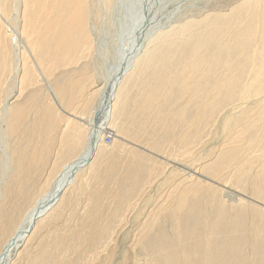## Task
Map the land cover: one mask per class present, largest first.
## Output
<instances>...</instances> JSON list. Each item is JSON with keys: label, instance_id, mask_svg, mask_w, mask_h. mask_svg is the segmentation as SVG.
Wrapping results in <instances>:
<instances>
[{"label": "bare ground", "instance_id": "1", "mask_svg": "<svg viewBox=\"0 0 264 264\" xmlns=\"http://www.w3.org/2000/svg\"><path fill=\"white\" fill-rule=\"evenodd\" d=\"M90 6H91L90 0H0V85L4 84V79H6L9 75H13V78L17 77L14 80L16 82V85L15 87H13V90H10L9 92L5 91V94H3L0 89V138L5 140L6 143L10 145L11 139L14 144L15 143L21 144V140L23 141V137H24V136L22 137L23 132H25V136L27 135L29 136V134L30 136L32 134L37 135V136L35 135V137H37L35 138L36 142L37 140H40V142L37 143L36 145H32L31 147L26 146L28 147L27 148L28 150H25V152L23 151V153L19 155L22 156V158H26V162L28 160V165L26 166L25 164L26 168L22 163L21 164L23 165V168L22 166H19L17 164L18 165L17 167L22 168L21 171L19 172L20 174L18 173L17 174L20 176H25V178L30 175V174L28 175L26 174L28 173V171L31 172L34 169H37L32 172L36 176L37 175L36 173L39 174L40 171L39 169L45 170V168L49 163L48 160L51 157V154L54 153L53 151H55L56 153V157H57L56 159H58L60 156L64 160L60 165H56V168L54 169V172L51 175V177L45 180V183L42 185L41 188H39V192L37 193V195L35 193V195L31 198L32 202L29 205V207L26 210H24L22 216H20L21 217L19 219L20 221L17 223L13 221L14 223L12 229L8 232L7 238H5L0 245V264H4L3 259L5 258H6L5 263L12 264V261L15 258L16 254H19L21 249L24 246H27L33 240L34 236L35 235L37 236V233L40 230L45 231L43 236L44 241L41 243L40 250L37 252L36 256L34 257L35 259L33 258L34 260L33 261L31 260L32 262L31 264H69L68 262L69 260L70 262L74 260V259L72 260L73 258L72 254L74 253L76 254L82 253V256L80 258L81 261L80 264H93L96 258L101 257L100 253H104V252H106V254H104L105 261L109 260L110 257H112L111 253L113 251H116L115 242L119 241L118 240L119 238L117 239V237L120 236V235L115 236L117 234V233L115 234V229L120 228L121 230L123 227L127 225L128 219L126 214H129V212L126 213V211L127 210L129 211L133 207L131 205V202L130 203L128 202L129 204L126 205L127 207H124L126 208L125 210L123 209V207H120L118 204V207H116L115 209L116 211L111 215H109L108 217L105 214L106 218L103 219L102 216L103 206H100L101 203L99 202L98 199L100 197L96 196L97 198L95 200L98 201H94L93 199L89 201L90 204L88 203L87 206L85 207V210H83V212L85 211L84 213L85 217L82 218L83 220L79 218L82 221L80 223L77 222L75 224L77 228L75 229L74 228L75 226L73 227V229H75L74 234L72 231L71 236L70 235H69L70 237L67 236L66 240L65 238L56 240L55 239L56 236L51 237L54 234L56 228H58L59 226L56 225L54 229L53 224L46 226V222L49 218L55 215L58 209H60L59 217H62L61 214H63V212L66 210L68 211V209L70 211L69 212L70 219L72 215L71 212H75V214L73 213L75 217L79 215L77 212L80 213V211H78L77 208L80 205V201H78L77 203L75 200L82 198L81 196L85 194L84 192L85 189L87 187L88 188L90 187L88 186L90 185V183L92 184L93 182H95L97 186V184L102 183L103 179L107 180L106 178H104L105 176L104 177L101 176L102 173L101 169L103 168V164L109 162L107 157L109 155V152L107 151V147H109L110 145L106 144V139L108 137L109 138H111V136H113V138L116 137L115 140L113 141L115 142L119 134L121 135L123 134L126 135L127 133L131 134V130L134 129L133 132L134 134H132L131 136L133 139L136 140L137 143V141L140 142L139 139L142 136L144 137L145 135H149L147 129L153 128L154 126H155L153 128L154 132L149 135L156 140L153 145L154 148L160 151L164 148L163 154H166V152L164 153L165 148L173 146L174 152H179L180 161L176 158L178 162L181 163L182 161L183 163L181 164L186 163L188 165V168L189 166L193 167V165L195 163L197 164L198 161H202L205 158L214 155L213 153L218 154L217 151L213 152V150L208 154L207 153L198 154L197 152H193L194 148L197 146L199 147L203 144H206L207 146V143L205 142L207 141L205 140L207 139V137H210L212 139L211 142H213L217 138L219 132L223 131L225 133V137L228 140L227 149L224 151L222 149L218 157H216L217 155L215 156V158L218 159L217 162H213L214 164L210 166L206 165L207 167L203 165L205 167L202 168L203 174L204 175L206 174V176L208 174L209 178L200 175V171L196 172L197 168L195 169L192 168V170H196L195 172L192 171V173L191 172L187 173L183 169H177L178 174H185L184 175L185 180H191V184L188 186L185 185V187L183 188L181 187L182 189L180 188L181 190L179 192L177 191L178 193L174 191V193L176 192L177 194H175L171 198L172 199L171 202L168 203L169 201L165 200L167 201V203H165V205L161 207V211L159 213L155 212L156 214L153 213L154 215L152 214L153 216H151L150 220H148L149 223L146 222L145 223L143 222L144 224L142 223L143 225L141 229L142 235L136 240L137 246H140L144 248V250H146L144 246L145 244L144 242H146L148 238H151L154 232H157V230H155V227H158L160 222H162V224L164 223L165 225L166 223H169V220H171L172 221L171 223H174L173 225L175 226V227L173 226L174 228L172 227L174 229L175 238L177 236L181 240L185 236V238L190 244L193 245L200 244V246L201 243L203 244L202 246L203 253L200 254L194 252L193 254L191 253L192 256L187 258L186 262L184 263L193 264L194 262L193 260H195L196 262L197 258H199L201 255L203 259L202 261L200 260L199 264H210L211 260H209V256L211 254L210 251L212 247L210 245L211 243H213V241L217 240L215 239V237L218 236L219 239L220 233L219 235L217 236L215 235L214 237V235L210 232L209 227L207 225L204 227L203 230L204 232L202 233L201 236H198V233L202 229H199L198 232H196V230L193 229V227L191 228L190 226L189 227L185 226L186 230H184V232L181 229V227L183 226L182 223H184V222L181 223V219L183 218V216L185 218L187 215L185 216L184 214L190 211L189 210L188 212H185L186 209L187 208L189 209L190 206H192V204L194 203V202L192 203V200L202 199L204 201L203 202L204 204L210 201L209 202L210 205L214 201L219 200L217 197L220 196V194L221 195L224 194L226 195V197L231 198L235 195L232 192L231 188H228V185L229 187H236L238 184H242L243 186L247 187L246 189H248V187L251 186V188H253V191L254 189L257 191L260 188L264 189L262 188V186L264 185V0H254V1L247 0V2L240 4L238 7L237 6L236 8L233 7V9L229 12L228 15H222L220 13H216L213 15H208L202 19L200 18L201 20L200 19L197 20L194 18L192 20L190 19L185 22L182 21L183 23L178 25V27L176 25V28H173L169 32H165V31H162L160 33L158 32V34L155 35L154 38L151 39L150 37V40L148 39L145 45H143L140 49L137 48L134 54L130 53V55L132 54L133 56L131 55L128 61L124 63L122 69H120L118 73L114 75L111 79L106 80L104 82L103 87H100L96 92L89 91V87L94 85L96 80L93 74L85 77V75H87L86 74L87 71H91V69L86 67V65L85 68L82 69V72L79 71L83 74L82 76L81 74H79L78 76L76 73L77 76H75L74 74V76L72 75L73 77L71 76L72 78L71 77L69 79L66 78V80L62 81L64 83L57 84L56 88H54L50 83V78L56 75L54 73L61 68L68 67L71 64H75L76 62L81 61L82 59L88 58V53L90 49L92 50L91 44L93 43L91 42V36L89 32V28L91 27H89V23L93 15L91 14L92 10ZM11 27H13L15 30L14 33L17 42L23 45L22 52L20 54L19 53L17 54L16 52L14 56L12 55L10 45L8 44L9 39L12 38V34L10 31ZM74 77H76V80ZM37 85H43L45 87L48 95V99H46L45 102L47 100L49 101H47L46 103L39 101L37 105L35 104V106L30 105L29 100L30 99L31 101L34 100L35 98V97L33 98L34 94L30 95L29 99L26 101H22L20 103L19 101H17L28 89H32ZM133 92L135 94V97L132 98ZM88 93L89 95H87ZM16 94H18V97ZM86 95L88 98H86ZM77 101L79 102L83 101L84 105L80 103L79 105H82L83 107L85 106L86 109L89 107L88 115L87 114L85 115L84 112L86 111L84 109H83L84 110L83 115L77 112V108L75 107ZM79 105L77 106L79 107ZM34 114L35 116H33ZM31 117L34 118V121H37L38 126L33 123L35 126H37V128L39 129L40 127L44 128L42 131L40 130L38 131L37 129L33 130L31 128L34 127L31 128L29 127L30 122L28 120ZM174 119L175 122H173ZM172 122L174 124L171 125ZM151 125L154 126L152 127ZM162 128H163L162 133L164 135L162 134V136H160L161 134L159 135V131H161ZM30 129L33 130V132H31ZM174 129L175 130L178 129L177 130L178 133L177 132L174 133L173 131ZM35 131L38 132L35 133ZM57 132L59 135L57 134L56 136L55 133ZM226 138H223L222 142ZM28 141L30 142V140ZM28 141L27 144L29 145H31L33 142V140L30 143ZM216 141L218 140L216 139ZM149 143H147L146 141V144ZM223 143H221V145H223ZM19 144L18 146L21 147V145ZM19 149L20 148L18 147V150ZM11 150L13 151V149ZM15 154L17 155V153ZM132 154L133 157H136V160L139 158L138 153H135V151ZM105 157L107 158V160H105L106 159ZM133 157H130V159ZM11 159L10 160L12 162L17 160V158L14 160L13 158ZM20 159L21 158L19 157L18 160ZM144 159L146 160L147 157ZM148 159L151 158H149L148 156ZM103 160H105L106 162L103 163ZM16 162L18 163V161ZM51 162L52 161H50V163ZM137 163H136L137 166L142 168L141 164L139 163H142L143 165V162H141V160H137ZM128 164H130V166ZM128 164L125 165V167L129 166L131 168L132 166H136L133 165L135 164V162L132 161ZM151 164H153V162ZM196 164L195 167H197ZM13 165L16 166L15 164ZM156 165L160 166L158 163ZM113 166L111 165L110 168L113 169ZM161 167L163 166L161 165ZM132 168L133 169L131 170L135 169V167ZM18 169L20 170V168ZM145 169L146 168H144L143 170ZM137 170L139 171V169ZM159 170H163V169L161 168ZM153 171L154 168L148 170L147 174L151 175ZM158 171H156L155 173H158ZM166 171L164 170V173ZM172 171H174V169ZM13 173L14 170L11 173L9 172L6 174L8 175V177H10L9 175ZM23 173H25L26 175H21ZM144 173L146 174V171ZM155 173H152V175L154 174L155 176ZM162 173L160 174L163 175ZM17 174L16 176L18 180L20 178H18ZM149 175H147L146 180L149 178V182H150L152 175L151 176ZM175 175H177V173H172L171 177ZM198 175H200L201 177H198ZM14 176L15 175H12L11 177L14 178ZM106 176L108 175L106 174ZM128 177L131 178V176L129 175ZM143 177L144 176H141L137 179L135 178L136 181L129 180L130 181L129 186L131 188V190L129 191L134 193V195L137 192V190L140 189L143 190L142 189L143 183H141V179ZM169 177H167V180L169 179ZM202 177L204 178L202 179ZM39 178L38 181L41 180V178L40 180ZM20 180H23V178H21ZM27 180L28 179H26V181ZM120 180L118 183H122L120 182ZM25 182L24 181L21 182L19 181V183L17 182L18 184L16 185H18L17 187L18 191L16 193L18 192L23 193V189H25L26 185H29L27 184L28 182L27 183ZM160 182L162 184L163 180ZM193 182L195 183L192 184ZM220 182L223 183H221L220 185L219 184ZM104 183H107V181ZM177 183L178 182H176V184ZM150 184L152 183L150 182ZM217 184H219L220 187ZM10 185H12V183ZM115 185H113L114 189H115ZM165 185L168 184L165 182ZM165 185L164 188L166 189ZM146 186H148V182L147 185H145V189L147 188ZM120 187L118 186L117 188ZM17 188L14 187V189ZM27 188L28 187H26V189ZM178 189L179 188H177V190ZM228 189H230L231 191H229ZM237 189L240 190L239 188ZM261 189L259 191L261 192V196L264 197L263 196L264 191ZM120 190L122 191V188ZM249 190H247L248 193ZM1 191L2 190L0 189V203H2L3 199L4 201L8 199L3 197L9 196L7 193H6L7 195L2 196L1 193L3 191L2 192ZM243 191L245 192V189ZM102 192L103 191L99 189V191L95 192L94 194L98 193V195L101 196L104 194V192L103 193ZM131 192L130 194H132ZM86 193L89 194L90 192L89 193L86 192ZM116 196H118V194L113 197ZM254 196L255 195H253V197ZM261 196L260 199L262 198ZM16 197L18 196L16 195ZM127 197L130 198V195ZM256 197L258 198L257 195ZM88 198L90 199V197ZM150 199L152 200L151 197ZM234 199L236 198L234 197ZM11 200H13L12 196H11ZM144 200L146 199L144 198ZM229 200L231 201V199ZM74 201L77 204L73 205L74 206L73 207L72 204ZM148 202H150V200ZM190 202L192 204H190ZM197 202H199V200ZM214 203L216 204V202ZM141 204H143V202ZM217 204L219 203L217 202ZM7 206L8 205H6L5 207ZM158 206L155 207V209L158 208ZM227 206L228 205H226L225 208H227ZM5 207H3L4 210L6 209ZM139 207L141 208V205ZM149 207L147 206L148 209ZM219 207L221 208V205H219ZM121 208L122 210H124L123 215H121V212L119 211ZM206 208H209L208 205ZM20 209H22V207H20ZM11 210H13V208ZM244 210L243 212L248 211V210L245 211ZM256 211L259 210H257L256 208ZM44 212L46 213L42 218L36 221L34 229L30 233V235L25 239L23 245L18 250H16L18 248V245L22 243V240L24 238V233L29 229V226L32 223L34 217L38 214H43ZM191 212H193V210ZM235 212L236 211L232 213ZM210 213L212 214L211 211ZM9 214H11V212ZM134 214H135L134 216H136V213ZM201 214L206 215L205 209L201 211ZM201 214L198 215L200 216ZM236 215L234 216L236 217ZM74 216L73 218L75 220ZM134 216H132L133 220H135ZM199 216L197 217V219L199 218ZM246 216H248V214ZM2 217H0V220ZM62 218L65 219V217ZM136 218L138 219L139 217L137 216ZM262 218L263 217L261 215L259 219L262 220ZM242 219H244L243 214H242ZM183 220L184 219H182V221ZM186 220L192 224L194 222L193 219H192L193 221H191L190 219L188 220V218H186L184 221ZM230 220L232 221L231 218ZM241 220H239V222ZM3 221L5 222V219H3ZM243 221L240 224H243L244 226ZM136 222L138 221H135L134 223ZM200 222L202 223V221ZM195 223L196 222H194V224ZM206 223L208 224V221ZM225 223L226 222H224V224ZM187 224L189 225V223ZM196 224H199V222L197 221ZM248 224L250 225V222ZM243 226L241 227L242 229L240 228L241 230H243L246 225L244 227ZM50 227L51 229H49ZM3 229L4 228H2V230ZM67 229L68 231H70L72 228H67ZM162 229L164 230V227ZM170 229L171 228L169 227V231L171 232ZM240 229L238 230V232L241 231ZM259 229L258 228L256 230L248 229L250 231L247 240L248 241L250 240L251 241L250 243H252L254 240L256 241L258 236L261 235L260 232L262 231ZM262 230L264 229L262 228ZM226 232L228 233V231ZM137 233L138 232H136V234ZM227 233L226 235L230 234L231 230L230 233L228 234ZM232 233L234 234L235 232L232 231ZM139 235H137V237ZM156 237L154 236L155 240H157ZM234 238L236 237L234 236ZM17 239L19 240L18 242H16ZM226 239L229 240L228 238H226V236L223 237V241ZM53 240L55 242L54 246L48 245V243L52 242ZM132 240L130 242L131 244L133 242ZM170 240H172V238ZM153 241L154 240L151 239V242ZM67 242L68 243L71 242V243L66 244ZM112 242L114 243L113 246L111 245ZM172 242L174 241L172 240ZM230 242H232V240ZM177 243L179 244V242ZM215 243L219 244V242L217 241H215ZM225 243L227 242L225 241ZM125 245L124 247L122 245L124 250H125ZM132 245H134V248L125 250L127 251V253L124 254V257L126 258V262L127 259L128 261L133 259V261L131 260L132 261L131 264H137V262L139 261L138 251L140 250H137V248L135 247L136 244H132ZM188 247L189 246H187L186 248L185 246L187 250ZM259 249H261V247H259ZM98 250H101L100 253H97ZM175 250L176 249L174 248V251ZM192 250L193 249L191 248L190 252H192ZM200 250L202 251V249ZM218 250L217 252L219 253ZM159 251L160 250L158 249V252ZM182 251H185V249H183ZM253 251L255 252V250ZM25 254L27 255V253ZM120 254L121 253H119V255ZM148 254L149 253H147V255ZM186 254H188V252ZM161 255L163 256L165 254L162 253ZM232 256L233 255H231L230 258L228 255L229 260L231 261H232ZM184 257L186 258V256ZM241 257H243V262H246L247 259L249 260L248 257L247 258L245 257V254L242 255ZM9 258L11 259L9 260ZM222 258L223 257H221L220 259L223 260ZM263 259H264V255H263ZM181 261L183 262V260ZM74 262H72L71 264H74ZM126 262L125 263L122 262L120 264H126ZM103 263L105 264L106 262H100L99 264H103ZM150 263L154 264L153 262Z\"/></svg>", "mask_w": 264, "mask_h": 264}, {"label": "rangeland", "instance_id": "2", "mask_svg": "<svg viewBox=\"0 0 264 264\" xmlns=\"http://www.w3.org/2000/svg\"><path fill=\"white\" fill-rule=\"evenodd\" d=\"M103 1H104V3H103ZM90 0V3H91V10H92V17H91V21H90V23H89V27H91V28H89V32H90V36H91V42L93 43V44H91V48H92V50L90 49V51H89V53H88V58H86V59H82L81 61H83V62H81V61H78V62H76L75 64H71L70 66H68V67H65V68H61V69H59L58 71H56L54 74H56L55 76H52L51 78H50V83H51V85L54 87V88H56V86H57V84H61V83H64V82H62V81H64V80H66V78L67 79H69L72 75L74 76V74H75V76H79V74H81V76L83 75L81 72H82V69H84L85 68V65H86V67H88L89 69H91V71H87V75H85V77L86 76H90V75H94L95 76V84L94 85H92V86H90L91 87V89H90V87H89V91H97L100 87H103V85H104V82L106 81V80H108V79H111L114 75H116L117 73H118V71L120 70V69H122V66L124 65V63L125 62H127L128 61V59L131 57V55L132 54H134L135 53V51H136V49L137 48H141L143 45H145V43H146V41L149 39L150 40V37H151V39L152 38H154L155 37V35H157L158 34V32L160 33V32H162V31H165V32H169L170 30H172L173 28H176V25H177V27H178V25H180L181 23H183V22H185V21H188V20H192V19H197V20H199L200 18L202 19V18H204V17H206V16H208V15H213V14H216V13H220V14H222V15H228L229 14V12L233 9V7H235L236 8V6L238 7L240 4H242V3H244V2H247V0ZM249 1H254V0H249ZM239 2V3H238ZM198 17V18H197ZM200 19V20H201ZM183 21V22H182ZM172 27V28H171ZM170 28V29H169ZM90 29H91V31H90ZM167 30V31H166ZM10 31H11V34H12V38H8L9 39V41H8V44L10 45V49H11V51H12V55L14 56V54L17 52V54L19 53H21L22 52V47H23V45L22 44H19L18 42H17V39H16V37H15V30H14V28L13 27H11L10 28ZM139 34V35H138ZM13 39V40H12ZM144 42V43H143ZM140 46V47H139ZM134 51V52H133ZM130 53H132L131 55H130ZM91 54H92V56H91ZM133 56V55H132ZM89 62H88V61ZM72 66V67H71ZM76 68H75V67ZM69 67H71V68H69ZM67 68H68V70H67ZM71 69V70H70ZM63 70V71H62ZM66 70V71H65ZM77 70V71H76ZM79 71H81V72H79ZM75 72V73H74ZM76 73H77V75H76ZM68 76V77H67ZM72 76V77H73ZM71 77V78H72ZM17 77H14L13 78V75H9L6 79H4V84H2V85H0V89H1V92L3 93V94H5V91L6 92H9L10 90H13V87H15V85H16V82L14 81L15 79H16ZM75 78V80H76V77H74ZM132 93V92H131ZM34 94V96H33V98H34V100L33 101H31V99L29 100L30 101V105H34L35 106V104L37 105L38 104V102L39 101H42V102H45V100L46 99H48V95H47V92H46V89H45V87L43 86V85H37V86H35L34 88H32V89H28L17 101H19V103L20 102H22V101H26V100H28L29 99V96L30 95H33ZM17 95V97H18V94H16ZM87 95H89V93L87 94ZM87 95H86V98H88L87 97ZM133 97H135V94H134V92H133V95H132V98ZM32 98V97H31ZM32 98V99H33ZM38 100H37V99ZM94 100V99H93ZM96 100V99H95ZM47 101H49V100H47ZM46 101V102H47ZM45 102V103H46ZM33 103V104H32ZM78 103V104H77ZM79 103L80 104H83V101H81V102H79V101H77L76 102V108H77V112L79 113V114H84L85 113V115L87 114L88 115V108L86 109V107L84 106H82V105H79ZM77 105H79V107L77 106ZM84 105V104H83ZM81 106H82V108H81ZM94 106V105H93ZM81 108V109H80ZM87 112H84L83 113V111L84 110ZM79 110V111H78ZM82 110V111H81ZM166 113H169V112H166ZM33 116H35V114L33 115ZM33 120V121H32ZM177 120V119H176ZM29 122H30V125H29V127L31 128V127H34V128H31V129H37L38 131L40 130V131H42L44 128L43 127H40V129L39 128H37V126H38V124H37V121H34V118H30L29 120H28ZM28 121H27V123H28ZM173 122H175V119H174V121ZM171 123V125L172 124H174V123ZM35 125H37V126H35ZM33 125V126H32ZM152 126V125H151ZM154 126V125H153ZM152 126V127H153ZM155 127V126H154ZM153 127V128H154ZM153 128H148L147 129V131H148V133H149V135L151 134V133H153L154 131H153ZM30 129V130H31ZM128 129V128H127ZM33 130H31V132H33ZM129 130V129H128ZM149 130H150V132H149ZM151 130H152V132H151ZM178 129H174L173 131H174V133H178V131H177ZM38 131H35V133L36 132H38ZM162 131H163V128L161 129V131H159V135L160 136H162ZM30 132V133H31ZM47 132V131H46ZM134 132V129H132L131 130V134L130 133H127L126 135H121V134H119V136L117 137V139H116V141L115 142H113L114 140H115V138L116 137H114L113 138V136H111V141H110V143H108L107 144V142H106V144L107 145H110L109 147H107V151L109 152V155H110V157H109V155L107 156L108 157V160H109V162L107 163L105 160H107V158L105 159V160H103V163H105V164H103V168L101 169V171H102V173H101V176L102 177H104V178H106L107 180H105V179H103L102 180V183H100V184H97V186H96V183L95 182H93L92 184L90 183V185H88V186H90L89 188L87 187L86 189H85V196L83 195V196H81L82 198L81 199H83V200H81V199H77V200H75L77 203H78V201H80V205L78 206V208H77V210L78 211H80V213L79 212H77L79 215H77L76 217L74 216V214H75V212H71V219L69 218V216H70V214H69V209H68V211L66 210V211H64L63 212V214H61L62 215V217H65V219L64 218H62V217H59V214H60V209H58V211L55 213V215H53L51 218H49L48 220H47V222H46V226L47 225H52L53 224V227H54V229H55V226L56 225H58L59 227L58 228H56V230H55V232H54V234L51 236V237H53V236H56L55 237V239L56 240H60L61 238H65V240H66V237L67 236H71V234H72V231H73V234H74V232H75V229L77 228L76 226H75V224L78 222V223H80L83 219L82 218H84L85 217V211L83 212V210H85V207L87 206V204L89 203L90 204V200L91 199H93L94 201H98V200H95L97 197H100V198H98L99 199V202L101 203L100 204V206H103L102 207V216H103V219H105L106 218V216L108 217L109 215H111L112 213H114L116 210V207H118V204H119V206L120 207H123V209L125 210L126 208H124V207H127L126 205L127 204H129L130 202H131V205L133 206L129 211L127 210L126 211V213H128L129 212V214H126L127 215V219H128V223H127V225L125 226V227H123L121 230H120V228H118V229H115V236H117V235H120L119 237H117V239L119 240V241H116L115 243H116V251L120 248L121 250H123V251H121L120 249L116 252V251H113L111 254V256L112 257H110V259L109 260H106L105 261V257H104V254H106V252H104V253H100V251L101 250H98V252L97 253H100V255H101V257H99V258H96L95 259V261L93 262V264H99L100 262H106L105 264H120V263H125L126 262V258L124 257V254L125 253H127V251H125V250H129V249H133L134 248V245H132V244H136V248H137V250H140V251H138L139 252V257H138V259H139V261L137 262V264H151L150 262H153L154 264L156 263V264H185L184 262H186V260H187V258H189V257H191L192 255H191V253L193 254V252L194 253H198V254H200V253H203V248H202V246H203V244L201 243V246H200V244L198 245H193V244H190L188 241H187V239L185 238V236H184V238L183 239H181L182 240V242H181V240L176 236V238H175V233H174V223H171L172 221L171 220H169V223H166L165 225H164V223L162 224V222H160L159 223V226L158 225H156V226H158V227H155V230H157V232H154L153 233V235L156 237V235H157V237H156V239L157 240H155V238H154V236L152 235V237L151 238H148L147 239V241L146 242H144L145 244H144V246H145V248H146V250H144V248H142V247H140V246H137V238H139L141 235H142V232H141V229H142V223L144 222H146V223H149L148 222V220H150V217L151 216H153L154 214H156L157 212L159 213L160 211H161V207L163 206V205H165V203H167V201H165V200H168L169 202L168 203H170L171 202V198L175 195V194H177L183 187H185V185L186 186H188V185H190L191 184V180H185L184 178H185V174H178V171H177V169H183V170H185L187 173L189 172H191L192 173V171L193 172H195L196 170H192V168L193 169H195V168H197V171L196 172H199L200 171V175H203L204 177H207V178H209L208 177V174H207V176H206V174L204 175L203 174V167L205 166V167H207V166H210V165H212V164H214L213 162H217V158H215V156L216 157H218V155L221 153V151H222V149H223V151L224 150H226L227 149V144H228V140H227V138L225 137V133L223 132V131H220L219 132V134L217 135V140L218 141H216V139L213 141V142H211L212 141V139L210 138V137H207V139H205V140H207V141H205L206 143H207V146H206V144H203V145H201V146H197V147H195L194 148V150H193V152H197L198 154L199 153H201V154H203V153H210V152H212V150H213V152H216L217 151V153L218 154H216V153H213L214 155H212V156H209V157H207V158H205L204 160H202V161H198L197 162V164H196V166L197 167H195V164L193 165V167L191 166H189V168H188V165L186 164V163H184V164H186V165H184V164H181V163H183L182 161H181V163L180 162H178V160L180 159V157H179V152H174V149H173V146H170V147H167V148H165V150H164V153L166 152V154H163V149L160 151V150H156V148H154V143H155V139H153L151 136H149V135H145L144 137L142 136L140 139H139V141L140 142H138L137 141V143H136V140L135 139H133L132 138V134H134L133 133ZM224 133V134H223ZM29 134V133H28ZM32 134V133H31ZM56 134V136H57V134H58V132L57 133H55ZM129 134V135H128ZM222 134V135H221ZM34 137H33V136ZM31 136H30V134H29V136H28V139H27V136H25V132H23V135H22V137H23V141L21 140V144H19V145H21V147L20 146H18V144H14L13 143V141H12V139H11V143H10V145H8L7 143H6V141L5 140H3L2 138H0V189L3 191H1L2 193V196H5V195H9L8 197L6 196V197H3V198H8V199H6V201H4V199L2 200V203H0L1 205H3V206H1L0 205V208H3V207H5L6 205H8L7 207H5L7 210H9V211H7L6 209L4 210V208L3 209H0V217H2L1 218V220H0V245H1V243L4 241V239L5 238H7V235H8V232L12 229V226H13V223L15 222V223H17V222H19L20 220V216H22V213L24 212V210H26L28 207H29V205L31 204V202H32V200H31V198L35 195V193H36V195H37V193L39 192V188H41L42 187V185L45 183V180H47V179H49L50 177H51V175L53 174V172H54V169L56 168V165H60L64 160H63V158L62 157H60L59 156V158L58 159H56L57 157H56V153H55V151H53L54 153H52L51 154V157L49 158V163H48V165H47V167L45 168V170H42V169H39L40 171H39V174L38 173H36L37 175L35 176V174H33L32 172L33 171H35V170H37V169H34L33 171H28V173H26L27 175L28 174H30L28 177H26L25 178V176H20V175H18V174H20L19 172L21 171V169L23 168V165L22 164H24V167H25V164H26V166L28 165V160H27V162H26V158H22V156H19V155H21L22 153H23V151L25 152V150H28L27 148L28 147H26V146H32V145H36L37 143H39L40 142V140H37V142H36V139L35 138H37V137H35V135L36 134H32ZM59 135V134H58ZM164 135V134H163ZM37 136V135H36ZM125 136V137H124ZM130 136V137H129ZM221 136V137H220ZM224 136V137H223ZM26 137V138H25ZM30 137V138H29ZM220 140H219V139ZM223 138H226V139H224L223 140V142H222V139ZM35 139V140H34ZM145 139H146V141H147V143H149V141H150V143L149 144H146V141H145ZM153 139V140H152ZM28 140H30V142L33 140V142H32V144L31 145H29V144H27V141ZM134 140V141H133ZM142 140V141H141ZM143 140H144V142H143ZM151 141H153V142H151ZM209 141H210V143H209ZM29 142V141H28ZM29 142V143H30ZM36 142V143H35ZM129 142V143H128ZM215 142V143H214ZM217 142V143H216ZM23 143V144H22ZM140 143H142V144H140ZM221 143H223V145L224 144H226V145H221ZM5 144V145H4ZM13 146H12V145ZM213 144V145H212ZM7 145V146H6ZM8 146H10V147H8ZM16 146H18L20 149L18 150V147H16ZM150 146V147H149ZM216 146V147H215ZM223 146V147H222ZM6 147V148H5ZM12 147V148H11ZM56 147H57V145H56ZM152 147H153V149H152ZM214 147V148H213ZM220 147H221V149H220ZM13 149V151L11 150V149ZM16 148H17V150H16ZM26 148V149H25ZM108 148H109V150H108ZM201 148H202V150H201ZM212 148V149H211ZM216 148H217V150H216ZM22 149V150H21ZM54 149V148H53ZM155 149V150H154ZM168 149H169V151H168ZM196 149V150H195ZM214 149H215V151H214ZM218 149H219V151H218ZM17 152H16V151ZM111 150V151H110ZM113 150H114V152H113ZM132 150V151H131ZM167 150V151H166ZM198 150H200V151H198ZM57 151H58V149H57ZM130 151V152H129ZM135 151V153H138V155H139V158L137 159V160H141V162H143V165L145 164V165H148V166H145L144 165V167H143V165H142V163H139V164H141V166H142V168H140L139 166H137V160H136V157H133V152ZM160 151V152H159ZM176 151V150H175ZM17 153V155L15 154V153ZM28 152V151H27ZM26 152V153H27ZM9 153H10V155H9ZM15 155H14V154ZM19 153V154H18ZM143 153V154H142ZM162 153V154H161ZM174 154V156H173V154ZM196 153V154H197ZM12 154V155H11ZM168 154H170V155H168ZM254 154H256V153H254ZM54 155V156H53ZM146 155V156H145ZM165 155V156H164ZM177 155V156H176ZM9 156V157H8ZM12 156V157H11ZM18 156V157H17ZM54 158H53V157ZM133 157V158H131L130 159V157ZM143 156V157H142ZM148 156H149V158H151V159H148ZM167 156V157H166ZM169 156V157H168ZM13 158V160L14 159H16L17 158V160L16 161H18V163L16 162V161H11L12 159L11 158ZM19 157L21 158L20 160H21V162H20V160H18L19 159ZM112 157V158H111ZM147 157V159L145 160L144 158H146ZM158 157V158H157ZM179 157V158H178ZM110 158V159H109ZM129 158V159H128ZM135 158V159H134ZM143 160H142V159ZM178 160H177V159ZM11 159V160H10ZM53 159V160H52ZM215 161H214V160ZM24 160V161H23ZM130 160V161H129ZM136 160V161H135ZM149 160V161H148ZM167 160V161H166ZM176 162H175V161ZM50 161H52L51 163H50ZM135 162V164H133V165H136L137 166V168H136V166H132V167H135V169L134 170H131V169H133L132 167L130 168L129 166H130V164H128V163H130V162ZM156 161H158V162H156ZM166 161V162H165ZM180 161V160H179ZM19 162H20V164H19ZM25 162V163H24ZM125 162V163H124ZM126 162H127V164L129 165L128 167H125V165H127L126 164ZM153 162V164H151ZM159 162H162V163H159ZM22 163V164H21ZM53 163V164H52ZM124 163V164H123ZM137 163V164H136ZM148 163V164H147ZM159 164L160 166H158V165H156V164ZM206 163V164H205ZM13 164H15L16 166H14ZM19 166H22V168L21 167H17L18 165ZM50 164V165H49ZM209 164V165H208ZM113 166V169H111L110 168V166ZM150 165H152V166H150ZM154 165V166H153ZM155 165H156V167H155ZM161 165L163 166V167H161ZM202 165V166H201ZM204 165V166H203ZM207 165V166H206ZM13 168H12V167ZM49 166V167H48ZM158 166V167H157ZM166 166V167H165ZM139 167V168H138ZM150 167V168H149ZM163 169V170H159V169H161V168ZM199 167V168H198ZM201 167V168H200ZM204 167V168H205ZM17 168V169H16ZM18 168H20V170L18 169ZM26 168V167H25ZM52 168V169H51ZM144 168H146L145 170H143ZM149 168V169H148ZM152 168H154V171L152 172V173H155L156 171H161V172H159L158 171V173H155V176H154V174L152 175V173H151V175H152V178H151V180H150V182L152 183V184H150V182H149V178L146 180V178H147V175H149V174H147V172H148V170H150V169H152ZM158 168V169H157ZM167 168H168V170H167ZM190 168H191V170H190ZM10 169H11V171H10ZM14 170V173L13 174H10L9 176L11 177L12 175H15L14 176V178L13 177H8V175L6 174V173H11L13 170ZM109 169H110V171H109ZM137 169H139V171L137 170ZM141 169V170H140ZM174 169V171H172ZM200 169V170H199ZM16 170V171H15ZM113 170V171H112ZM164 170L166 171H170L169 173L167 172H165L164 173ZM9 171V172H8ZM141 171V172H140ZM146 171V174L144 173ZM135 173V175H134V173ZM138 172H140V173H137ZM163 172V173H162ZM18 173V174H17ZM48 173V174H47ZM143 173V174H142ZM160 173H162L163 175H161ZM172 173H177V175H175V176H173V177H171L172 176ZM16 174L18 175V178H23V180H20V179H18L20 182L21 181H26V179H28L25 183H27V184H29V185H26L25 183V185H26V187H28L27 189H26V187H25V189H23V193H16L17 191H18V185H16V184H18L19 183V181L17 180V176H16ZM25 173H23V174H21V175H26ZM106 174L108 175V176H106ZM145 174V175H144ZM167 174V175H166ZM169 174H170V177H169ZM227 174V173H226ZM39 175H40V178H41V180H40V178H39ZM128 175L129 176H131V178L130 177H128ZM133 175V176H132ZM137 175V176H136ZM151 175H149V176H151ZM159 175V176H158ZM180 175H182V176H180ZM200 175H198V177H201ZM222 175H224V174H222ZM32 176V177H31ZM141 177V176H144L142 179H141V183H143L142 184V186H143V190H137V192L135 193V195H134V193H132L131 191H129V190H131V188H130V184H129V182L130 181H136L135 180V178L137 179V178H139V177ZM146 176V177H145ZM148 176V177H149ZM163 176V177H162ZM178 176V177H177ZM7 177V178H6ZM16 177V178H15ZM35 177V178H34ZM108 177H110V178H108ZM153 177H154V179H153ZM157 179H156V178ZM167 177H169V179L167 180ZM204 177H202V179L204 178ZM13 178V179H12ZM38 178H39V180L41 181V183H40V181H38ZM127 178V179H126ZM128 178H130V179H128ZM134 178V179H133ZM176 178V179H175ZM14 179H15V182H14ZM121 179V180H120ZM144 179V180H143ZM164 179H165V182L168 184V185H165V182H164ZM211 179V178H210ZM9 183H7L6 181ZM11 180V181H10ZM31 180V181H30ZM109 180H111V181H109ZM119 180H120V182H122V183H118L119 182ZM126 180H127V182H126ZM130 180V181H129ZM143 180V181H142ZM163 180V182H162V184H161V182L160 181H162ZM185 180V181H184ZM212 180V179H211ZM216 180V179H215ZM34 181V182H33ZM107 181V183H104V182H106ZM117 181V182H116ZM124 181V182H123ZM145 181V182H144ZM153 181V182H152ZM155 181V182H154ZM168 181H169V183H168ZM173 181V182H172ZM217 181V180H216ZM223 181H224V179H223ZM12 183V185H10L11 183ZM18 182V183H17ZM43 182V183H42ZM108 182H112L111 184L110 183H108ZM115 182V183H114ZM147 182H148V186H146L147 188L145 189V185H147ZM176 182H178L177 184H176ZM184 182V183H183ZM3 183V184H2ZM116 183H118V184H116ZM154 183H155V185H154ZM189 183V184H188ZM195 182H193L192 184H194ZM218 183V182H217ZM221 183H223V182H220L219 184L221 185ZM23 184V185H24ZM94 184V185H93ZM109 184V185H108ZM116 184V185H115ZM127 184V185H126ZM166 186V189L164 188V185ZM179 184V185H178ZM219 184H217L219 187H220V185ZM24 185V186H25ZM32 185V186H31ZM41 185V186H40ZM99 185V186H98ZM113 185H115V189H114V186ZM120 185H121V187H120ZM123 185H124V187H123ZM158 185V186H157ZM171 185H173V186H171ZM31 186V187H30ZM103 186V187H102ZM120 187V188H117V187ZM129 186V187H128ZM141 186V187H142ZM152 186V187H151ZM2 187V188H1ZM6 187V188H5ZM14 187L15 188H17V189H14ZM101 187H102V189H101ZM158 187V188H157ZM160 187V188H159ZM176 187V188H175ZM182 187V188H181ZM241 187H242V189H241ZM122 188V191L120 190ZM124 188V189H123ZM152 188V189H151ZM154 188V189H153ZM177 188H179L178 190H177ZM181 188V189H180ZM228 188H231V190H232V192L234 193V195L235 196H233V197H231V198H229V197H226V195H224V194H220V196H218L217 198L219 199V200H217V201H214V202H216V204L213 202V203H211L210 205H209V202L208 203H206V204H204L203 202V200L202 199H198L199 200V202H197L198 200L197 199H193L192 200V203L194 202V203H196V204H192L191 202H190V204H192V206H190V204H189V206H190V208L188 209H186V211L185 212H188L189 210V212L188 213H185L184 215L186 216L185 218H184V216H183V218L182 219H186V218H188V220L190 219L191 221H193L194 220V222H196L197 223V221L199 222V224H194V222H193V224L192 223H190L189 221H182V219H181V223L182 222H184V223H182V227H181V229L183 230V232H184V230H186V227L185 226H190L191 228L193 227V229H195L196 230V232H198V230L199 229H202V230H200L199 231V233H198V236H201L202 235V233L204 232L203 230H204V227L207 225L208 227H209V230H210V232L214 235V237H215V235L217 236V235H219V233H220V235H219V239H218V236L217 237H215V239H217V240H215V241H217V242H219V244L218 243H215V241H213V243H211V245L210 246H212L211 247V251H210V256H209V260H211V263L210 264H219V263H222V261H223V263L222 264H225V262H226V264L228 263V264H263L264 263V259H263V255H264V230H262V228L264 229V221H262V220H264V201H262V200H264L263 198L264 197H262L261 196V192L258 190H255L254 189V191H255V193H254V191H253V188H251V186L250 187H248V189H246L247 187H245V186H243L242 184H238L236 187H229V185H228ZM233 188V189H232ZM237 188H239L240 190H238ZM262 188H264V185L262 186ZM5 189V190H4ZM10 189H11V191H10ZM90 189V190H89ZM95 189H96V191H95ZM99 189L101 190V191H103L104 192V194L103 195H101V196H99L98 195V193H96V194H94L95 192H98L99 191ZM108 189H109V191H108ZM149 189H151V190H149ZM169 189V190H168ZM176 189V190H175ZM220 189V188H219ZM245 189V192L243 191ZM250 189V190H249ZM251 189H252V191H251ZM7 190V191H6ZM9 190V191H8ZM13 190V191H12ZM15 190V191H14ZM88 190V191H87ZM92 190V191H91ZM105 190V191H104ZM120 190V191H119ZM147 190H148V192H147ZM171 190V191H170ZM227 190V189H226ZM229 191H231L230 189H228ZM247 190H249V193H248V191ZM261 190H263L264 191V189H261ZM95 191V192H94ZM128 191V192H127ZM168 191V192H167ZM174 191H178L177 193L175 192L174 193ZM229 191H227V192H229ZM262 191V192H263ZM11 192V193H10ZM13 192H14V194H13ZM25 192V193H24ZM83 192V193H84ZM86 192H90L89 194H87ZM102 192V193H103ZM107 192H109V193H107ZM130 192L132 193V194H130ZM141 192V193H140ZM252 192V193H251ZM7 193V194H6ZM114 193V194H113ZM116 193V194H115ZM122 193V194H121ZM123 193H125V194H123ZM140 193V194H139ZM143 193V194H142ZM146 193V194H145ZM166 193H171L170 195L169 194H166ZM225 193V192H224ZM254 193V194H253ZM13 194V195H12ZM87 194V195H86ZM91 194V195H90ZM106 194H107V196H106ZM118 194V196H116V197H113V196H115V195H117ZM128 194V195H127ZM139 194V195H138ZM155 194V195H154ZM162 194H164V195H162ZM259 194V195H258ZM16 195L19 197H16ZM22 195V196H21ZM30 195V196H29ZM105 195V196H104ZM113 195V196H112ZM130 195V198L129 197H127V196H129ZM131 195H134V196H131ZM146 196V197H144V196ZM149 195V196H148ZM167 195V196H166ZM238 195V196H237ZM253 195H255L254 197H253ZM256 195L258 196V198L256 197ZM11 196H12V199L13 200H11ZM93 196V197H92ZM97 196V197H96ZM120 196V197H119ZM122 196V197H121ZM126 196V197H125ZM141 196H142V198H141ZM161 196V197H160ZM222 196V197H221ZM260 196L262 197L261 199H260ZM263 196H264V194H263ZM88 197H90V199L88 198ZM109 197V198H108ZM111 197V198H110ZM125 197V198H124ZM132 197V198H131ZM150 197L152 198V200L150 199ZM164 197V198H163ZM220 197V198H219ZM234 197L236 198V199H234ZM14 198H15V200H14ZM21 198H22V200H21ZM27 198V199H26ZM105 199V200H102V199ZM115 198V199H114ZM124 198V199H123ZM144 198L146 199V200H144ZM239 198V199H238ZM250 198V199H249ZM85 199V200H84ZM108 199H110V200H108ZM137 201H136V200ZM224 199V200H223ZM229 199H231V201L229 200ZM233 199V200H232ZM261 201H260V200ZM9 200V201H8ZM101 200V201H100ZM107 200H108V203H107ZM114 200V201H113ZM118 200H120V201H118ZM122 200V201H121ZM134 200V201H133ZM139 200V201H138ZM142 200V201H141ZM150 200V202H148ZM201 200V201H200ZM209 200V199H208ZM221 200V201H220ZM240 202H239V201ZM73 202V204H72V206L73 205H76L77 203L76 202ZM85 201V202H84ZM103 201H104V203H103ZM118 203H117V202ZM141 201V202H140ZM157 201H158V203H157ZM220 201V202H219ZM236 201V202H235ZM129 202V203H128ZM138 202V203H137ZM140 202V203H139ZM143 202V204H141ZM164 202V203H163ZM217 202L219 203V204H217ZM226 202H227V204H226ZM231 202V203H230ZM7 203V204H6ZM16 203H17V205H16ZM83 203V204H82ZM85 203H86V205H85ZM106 203H107V205H106ZM121 203H122V205H121ZM152 203V204H151ZM156 203V204H155ZM198 203H200V204H198ZM202 203H203V205H204V208H203V205H202ZM221 203V204H220ZM234 203V204H233ZM237 203V204H236ZM116 204V205H115ZM137 204H138V206H137ZM141 205V208L139 207L140 205ZM149 204V205H148ZM156 206H155V205ZM228 205L227 206V208H225L226 207V205ZM5 205V206H4ZM21 205V206H20ZM85 205V206H84ZM106 205V206H105ZM124 205V206H123ZM146 205V206H145ZM154 205V206H153ZM159 205V206H158ZM194 205V206H193ZM197 205H198V207H197ZM207 205H208V207L209 208H206L207 207ZM215 205V206H214ZM219 205H221V208L219 207ZM224 205H225V207H224ZM14 206V207H13ZM17 206V207H16ZM71 206V207H72ZM107 206H109V207H111V208H109V207H107ZM147 206L149 207V206H151V207H149V209L147 208ZM158 206V208H156L155 209V207H157ZM213 206H214V209H213ZM231 206H232V208H231ZM20 207H22V209H20ZM74 207V206H73ZM82 207V208H81ZM105 207V208H104ZM119 207V208H120ZM145 207V208H144ZM193 207V208H192ZM230 207V208H229ZM237 207H238V209H237ZM242 207V208H241ZM13 208V210H11ZM24 208V209H23ZM108 208V209H107ZM134 208V209H133ZM147 208V209H146ZM197 208V209H196ZM211 208V209H210ZM216 208V209H215ZM220 208V209H219ZM225 208V209H224ZM244 208H245V210H248V211H245L244 210ZM256 208H257V210H259V211H256ZM261 210H260V209ZM74 209V208H73ZM80 209V210H79ZM105 209V210H104ZM112 209H114V210H112ZM137 209V210H136ZM140 209V210H139ZM203 209H205V214L207 215V217H206V215H202L201 214V211L203 210ZM208 209V210H207ZM213 209V210H212ZM228 209V210H227ZM233 209V210H232ZM255 209V210H254ZM19 210H21V211H19ZM81 210H82V212H81ZM104 210V211H103ZM106 210H107V212H106ZM110 210V211H109ZM124 210H122V208L119 210L120 212H121V215H123L124 214ZM134 212H133V211ZM146 210H148V211H146ZM193 210V212H195V213H193V212H191ZM223 210H224V212H223ZM237 210H239V211H237ZM243 210L245 211V212H243ZM253 210V211H252ZM5 211V212H4ZM137 211H139V212H137ZM207 211V212H206ZM210 211L212 212V214L210 213ZM218 211V212H217ZM220 211V212H219ZM234 211H236V212H238V213H232V212H234ZM241 211V212H240ZM249 211H251V212H249ZM263 211V212H262ZM2 212V213H1ZM4 212V213H3ZM11 212V214H9ZM67 212H68V214H67ZM106 212V213H105ZM111 212V213H110ZM133 212V213H132ZM144 214H143V213ZM147 212H148V214H147ZM151 212V213H150ZM156 212V213H155ZM199 212V213H198ZM215 214H214V213ZM229 212V213H228ZM243 212V213H242ZM246 212H247V214H248V216H246L247 214H246ZM7 213H8V215H7ZM19 213H21V214H19ZM74 213V214H73ZM133 215H132V214ZM134 213H136V216H134L135 214ZM154 213V214H153ZM227 214V216H226V214ZM232 215H231V214ZM250 213V214H249ZM257 213H259V214H257ZM263 213V214H262ZM104 214V215H103ZM105 214H106V216H105ZM151 214V215H150ZM153 214V215H152ZM161 214V213H160ZM188 214H190V215H188ZM192 214V215H191ZM194 214V215H193ZM196 214V215H195ZM198 214H201L200 216L202 217H200ZM237 214V215H236ZM241 214V215H240ZM242 214H243V218L244 219H242ZM244 214H246V215H244ZM6 217H5V216ZM65 215V216H64ZM84 215V216H83ZM130 215H132V216H134V219L135 220H133V217L132 216H130ZM140 215H141V217H140ZM146 215V216H145ZM148 215H149V217H148ZM199 216V220L197 219V217ZM212 215H213V217H212ZM216 215V216H215ZM228 215H230V216H228ZM234 215H236V217L234 216ZM251 217H250V216ZM259 215V216H258ZM262 215V220L261 219H259L260 218V216ZM8 216V217H7ZM73 216L75 217V220H74V218H73ZM139 217L138 219L136 218V217ZM188 216H191V217H188ZM195 216V217H194ZM209 216V217H208ZM215 216V217H214ZM129 217V218H128ZM142 217H144V218H142ZM147 217V218H146ZM194 217V218H193ZM206 219H205V218ZM219 217H220V219H219ZM227 217V218H226ZM247 217V218H246ZM249 217V218H248ZM257 219H256V218ZM259 217V218H258ZM6 218H7V220H6ZM9 218V219H8ZM82 219V220H80V219ZM132 218V219H131ZM142 218V219H141ZM146 218V219H145ZM207 218H210V219H212V220H210V219H207ZM216 218H217V220H216ZM230 218L232 219V221L230 220ZM236 218V219H235ZM253 218V219H252ZM3 219H5V222L3 221ZM131 219V220H130ZM193 219V220H192ZM197 219V220H196ZM204 219V220H203ZM214 219V220H213ZM225 219V220H224ZM242 219V220H241ZM255 219V220H254ZM74 220V221H73ZM77 220H79V221H77ZM206 220V221H205ZM210 220V221H209ZM237 220H238V222H237ZM239 220H241L240 222H239ZM243 220H245L246 221V223H245V221H243ZM14 221V222H13ZM76 221V222H75ZM135 221H138V222H136V223H134ZM200 221H202V223L200 222ZM205 221V222H204ZM208 221V224L206 223ZM214 221V222H213ZM243 221V223H244V226H243V224H240L241 222ZM251 221H253L254 222V225H253V222H251ZM262 221V222H261ZM130 222V223H129ZM141 222V223H140ZM189 223V225L187 224V223ZM203 222H204V225H203ZM223 222V223H222ZM224 222H226L225 224H224ZM232 222V223H231ZM250 222V225L248 224ZM261 222V223H260ZM1 223H3V224H1ZM133 223H134V225H133ZM143 223V224H144ZM214 223V224H213ZM222 223V224H221ZM237 223V224H236ZM239 223V224H238ZM131 224V225H130ZM172 224V225H171ZM218 224V225H217ZM223 224H224V226H223ZM232 224V225H231ZM258 224V225H257ZM69 225H70V227H69ZM133 225V226H132ZM192 225H194V226H192ZM211 225V226H210ZM213 225V226H212ZM231 225V226H230ZM234 225V226H233ZM239 226V228H238V226ZM244 227V229L243 230H241L242 228V226ZM9 226V227H8ZM66 226V227H65ZM75 226V227H74ZM139 226V227H138ZM164 227V230L162 229L163 227ZM174 226V227H173ZM215 226H216V228H215ZM230 226V227H229ZM248 226V227H247ZM251 226V227H250ZM255 226V227H254ZM260 226V227H259ZM263 226V227H262ZM73 227L75 228V229H73ZM169 227L171 228L170 230H171V232L169 231ZM173 227V228H172ZM184 227V228H183ZM196 227H199V228H196ZM202 227V228H201ZM210 227H212V228H210ZM247 227V228H246ZM254 227V228H253ZM2 228H4L3 230H2ZM67 228H72L70 231H68V229ZM131 228V229H130ZM168 228V229H167ZM216 230H215V229ZM222 228V229H221ZM230 228V229H229ZM234 228V229H233ZM237 228V229H236ZM241 228V229H240ZM252 228V229H251ZM259 229V230H261L262 232H260V234H258V235H260V236H258V238L256 239V241L254 240L252 243H250L251 241L249 240H247L248 239V236H249V231L250 230H256V229ZM5 229H6V231H5ZM49 229H51V227L49 228ZM160 229V230H159ZM172 229H173V231H172ZM223 229H224V231H223ZM227 229V230H226ZM229 229V230H228ZM241 230V231H243V232H241V231H239V232H241V233H239L238 232V230ZM248 229H250V230H248ZM132 230V231H131ZM136 231V232H138L137 234H136V232H134V231ZM139 230V231H138ZM163 230V231H162ZM166 230V231H165ZM230 230H231V233H230ZM237 230V231H236ZM248 230V231H247ZM67 231V232H66ZM123 231V232H122ZM163 233H162V232ZM214 231H216V232H214ZM220 231V232H219ZM226 231H228V233H230V234H228ZM232 231L233 232H235L234 234L232 233ZM122 232V233H121ZM129 233V234H126V233ZM134 232V233H133ZM167 232V233H166ZM238 232V233H237ZM5 233V234H4ZM44 233H45V231H39L38 233H37V236L35 235L34 236V238H33V240L27 245V246H24L22 249H21V251L19 252V254H16V256H15V258L13 259V261H12V264H31L32 262H31V260L33 261L35 258V256H36V254H37V252L40 250V245H41V243L44 241L43 240V236H44ZM120 233V234H119ZM157 233V234H156ZM162 233V234H161ZM224 233V234H223ZM226 233L228 234V235H226ZM246 233V234H245ZM77 234V233H76ZM140 234V235H139ZM168 234H169V236H168ZM238 234H240V235H238ZM242 234V235H241ZM58 235V236H57ZM129 235H131V236H129ZM135 235V236H134ZM137 235H139L138 237H137ZM174 235V236H173ZM230 235V236H229ZM236 237V238H234V236ZM244 235V236H243ZM246 235V236H245ZM69 236V237H70ZM125 236H129L128 238H130V239H128L127 237H125ZM164 236V237H163ZM172 236V237H171ZM226 236V238H228L229 240H224L223 241V237H225ZM229 236V237H228ZM232 236V237H231ZM238 236V237H237ZM242 237V240H241V237ZM263 236V237H262ZM50 237V238H51ZM167 237H168V239H167ZM172 238V240L174 241V242H172V240H170L171 238ZM175 239H174V238ZM239 237H240V239H239ZM262 237V238H261ZM136 238V239H135ZM260 238V239H259ZM54 239V240H55ZM126 239V240H125ZM128 239V240H127ZM133 239V240H132ZM151 239L152 240H154L153 242H151ZM186 239V240H185ZM225 239V238H224ZM238 239V240H237ZM54 240L52 241V242H49L48 243V245H52V246H54V244H55V242H54ZM131 240L134 242H132V244L130 243L131 242ZM135 240V241H134ZM177 240V241H176ZM232 240V242H230ZM124 241V242H123ZM126 241H128V242H126ZM150 241V242H149ZM160 241V242H159ZM170 241V242H169ZM183 241H184V243H187V244H184L183 243ZM225 241L227 242V243H225ZM247 241V242H246ZM118 242V243H117ZM164 242H165V244H164ZM166 242H167V244H166ZM169 242V243H168ZM177 242H179V244L177 243ZM258 242H259V245H258ZM69 243H71V242H69ZM68 242L66 243V244H69ZM173 245H172V244ZM225 243V244H224ZM248 243V244H247ZM261 243V244H260ZM113 242L111 243V245L113 246ZM126 244V245H125ZM156 244V245H155ZM164 244V245H163ZM176 244V245H175ZM184 244V245H183ZM215 244V245H214ZM224 244V245H223ZM121 245V246H120ZM122 245H123V247H124V245H125V250H124V248L122 247ZM158 245V246H157ZM175 245V246H174ZM191 245H192V247H191ZM229 245V246H228ZM258 245V246H257ZM262 245V246H261ZM130 246V247H129ZM133 246V247H132ZM183 246V247H182ZM185 246H186V248H187V246H189L188 247V250L185 248ZM196 248H195V247ZM214 246H216V247H214ZM225 246H226V248H225ZM119 247V248H118ZM140 247V248H139ZM165 247V248H164ZM169 247V248H168ZM173 247V248H172ZM181 248V250H180V248ZM223 247V248H222ZM246 247H247V249H246ZM252 247V248H251ZM258 247V248H257ZM259 247H261V249H259ZM154 248V249H153ZM171 248H172V250H171ZM174 248L176 249L175 251H174ZM190 248V249H189ZM191 248L193 249L192 250V252H190L191 251ZM202 249V251L200 250V249ZM213 248H215V249H213ZM218 248H219V250H218ZM222 248V249H221ZM254 248V249H253ZM142 249V250H141ZM158 249L160 250L159 252H158ZM177 249H178V251H177ZM183 249H185V251H182ZM197 249V250H196ZM251 249V250H250ZM258 249V250H257ZM168 250V251H167ZM217 250L219 251V253L217 252ZM225 250V251H224ZM231 250H232V252H231ZM236 250V251H235ZM245 252H244V251ZM253 250H255V252L253 251ZM257 250V251H256ZM260 250V251H259ZM169 251H171V252H169ZM182 251V252H181ZM223 251V252H222ZM248 251H250V252H248ZM262 251V252H261ZM149 253L148 255H147V253ZM167 252H169V253H167ZM173 252V253H172ZM178 252V253H177ZM188 252V254H186ZM239 252V253H238ZM25 253H27V255L25 254ZM119 253H121L120 255H119ZM165 254V255H161V254ZM181 253V254H180ZM213 253V254H212ZM223 253H224V255H223ZM243 253V254H242ZM254 253H255V255H254ZM259 253H260V255H259ZM29 254V255H28ZM78 254V255H77ZM74 253V254H72L73 255V258H72V260L73 261H71L70 262V260L68 261L69 262V264H71L72 262H74V264H80L81 263V261H80V258H81V256H82V253ZM103 254V255H102ZM114 254V255H113ZM116 254V255H115ZM141 254V255H140ZM145 254V255H144ZM160 254V255H159ZM245 254V257L247 258H249V260L247 259L246 260V262H243V257H241L242 255H244ZM181 255V256H180ZM227 255V256H226ZM228 255H229V257L231 258V255H233L232 256V261L231 260H229V257H228ZM27 256H28V258H27ZM75 256H77V257H75ZM79 256V257H78ZM152 256V257H151ZM160 258H159V257ZM163 257V260H162V257ZM184 256H186V258L184 257ZM75 257V258H74ZM119 257V258H118ZM147 257H148V260H147ZM156 257V258H155ZM169 257V258H168ZM221 257H223L222 259L223 260H221L220 258ZM228 257V258H227ZM34 258V259H33ZM101 258V259H100ZM112 258V259H111ZM141 258V259H140ZM158 258V259H157ZM180 258H182V259H180ZM234 258V259H233ZM253 258V259H252ZM118 259V260H117ZM125 259V260H124ZM153 259V260H152ZM198 259H199V261H198ZM202 259H203V257L200 255V257L199 258H197V260H196V262H195V260H193L194 262H193V264H199V262H200V260L202 261ZM219 259V260H218ZM226 259V260H225ZM252 259V260H251ZM104 260V261H103ZM123 260V261H122ZM132 261H133V259H131ZM131 260H129L128 261V259H127V262H126V264H131ZM150 260V261H149ZM177 260V261H176ZM181 260H183V262L181 261ZM228 260V261H227ZM235 260V261H234ZM78 261H80V262H78ZM114 261V262H113ZM121 261V262H120ZM125 261V262H124ZM146 261H148V262H146ZM175 261V262H174ZM179 261V262H178ZM234 261V262H233ZM78 262V263H77ZM119 262V263H118ZM214 262H216V263H214ZM237 262H239V263H237ZM248 262H250V263H248ZM104 264V263H103Z\"/></svg>", "mask_w": 264, "mask_h": 264}, {"label": "water", "instance_id": "3", "mask_svg": "<svg viewBox=\"0 0 264 264\" xmlns=\"http://www.w3.org/2000/svg\"><path fill=\"white\" fill-rule=\"evenodd\" d=\"M45 213H46V212H44L43 214H38V215H36V216L34 217L32 223H31L30 226H29V229L24 233V238H23V240H22V243L18 245V248H17L16 250H18V249L23 245L25 239L30 235V233H31L32 230L34 229L35 224H36V221H37L38 219L42 218V217L44 216ZM18 241H19V240L17 239L16 242H18ZM5 259H6V258H5ZM5 259H3V263H4V264H9V263H5ZM10 259H11V258H9V260H10Z\"/></svg>", "mask_w": 264, "mask_h": 264}, {"label": "built area", "instance_id": "4", "mask_svg": "<svg viewBox=\"0 0 264 264\" xmlns=\"http://www.w3.org/2000/svg\"><path fill=\"white\" fill-rule=\"evenodd\" d=\"M110 141H111V139L108 137V138L106 139L107 144L110 143Z\"/></svg>", "mask_w": 264, "mask_h": 264}]
</instances>
